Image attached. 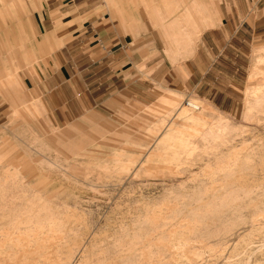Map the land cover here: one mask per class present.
Returning <instances> with one entry per match:
<instances>
[{
	"label": "rangeland",
	"instance_id": "1",
	"mask_svg": "<svg viewBox=\"0 0 264 264\" xmlns=\"http://www.w3.org/2000/svg\"><path fill=\"white\" fill-rule=\"evenodd\" d=\"M39 3L0 0V23L19 13L25 29L0 40V264H264V0H102L123 41L149 30L170 64L157 76L185 75L178 61L220 10L247 13L241 103L223 113L165 81L122 80L68 121L43 110L33 77L77 33L59 13L35 33ZM171 91L178 113L160 102Z\"/></svg>",
	"mask_w": 264,
	"mask_h": 264
},
{
	"label": "crops",
	"instance_id": "2",
	"mask_svg": "<svg viewBox=\"0 0 264 264\" xmlns=\"http://www.w3.org/2000/svg\"><path fill=\"white\" fill-rule=\"evenodd\" d=\"M39 1L38 10H31L30 13L35 22V33L41 35L53 31L46 30L44 24L51 23V17L57 13L64 15L69 22L61 31L77 33L69 39L71 43L66 44L65 41L52 52L49 60L40 64L37 75L33 77L36 97L53 120L68 121L94 109L108 86L116 83V93H120L122 80H128V85L137 80L165 81L173 89L190 92L223 113H234L241 103V90L245 84L249 61V42L254 33L251 31L250 36H244L242 26L246 21L242 17L248 14H240L236 7L220 10L214 21H208L206 28L194 32L191 40L194 44L189 55L178 61L184 76L182 71L170 66L167 72L157 76L154 72L161 65L170 64L164 57H157V53H153L158 48L147 28L142 40L123 41L114 27L102 22L103 16L97 11L102 0ZM173 4L177 7L179 2ZM15 17L13 22H10L8 16L1 21V42H19L24 39L23 15L18 13ZM186 21H190V18ZM191 23L194 25L195 19ZM172 54L181 57L185 52L180 48ZM140 64L147 73L145 77L138 76L136 66ZM8 80L9 75L6 76ZM127 84L124 83V86ZM170 93L169 97L161 98L160 102L166 111L169 110L167 106L175 103L173 112L178 113L181 105H177L176 92ZM163 117L158 119L162 120Z\"/></svg>",
	"mask_w": 264,
	"mask_h": 264
},
{
	"label": "bare ground",
	"instance_id": "3",
	"mask_svg": "<svg viewBox=\"0 0 264 264\" xmlns=\"http://www.w3.org/2000/svg\"><path fill=\"white\" fill-rule=\"evenodd\" d=\"M187 106L189 107V108H193V109H196V106L194 105V104H192V103H189V104H187ZM186 111H183V113L182 114H184ZM196 118V117H195ZM31 224V223H30ZM33 225V224H32ZM35 225H36V223H35ZM189 225V224H188ZM48 226V225H47ZM49 227V226H48ZM53 227V226H52ZM191 227V226H190ZM39 228V227H38ZM189 229H191V228H189ZM31 231V230H30ZM143 252V251H142ZM24 253V252H23ZM149 255V254H148ZM11 256V255H10ZM70 257H71V255H70ZM72 258H73V256H72ZM45 259H47V258H45ZM69 259V258H68ZM72 260V259H71ZM62 261V260H61ZM65 261H67V260H65ZM63 262V261H62ZM68 262V261H67ZM70 262V261H69ZM7 263V262H6ZM45 263V262H44ZM66 263V262H65ZM70 263H72V262H70ZM67 264V263H66ZM156 264V263H155Z\"/></svg>",
	"mask_w": 264,
	"mask_h": 264
}]
</instances>
